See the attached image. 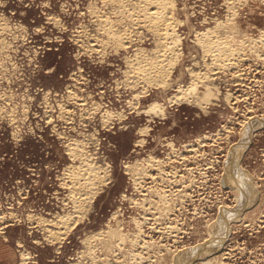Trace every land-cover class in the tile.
Wrapping results in <instances>:
<instances>
[{"label": "rangeland", "instance_id": "rangeland-1", "mask_svg": "<svg viewBox=\"0 0 264 264\" xmlns=\"http://www.w3.org/2000/svg\"><path fill=\"white\" fill-rule=\"evenodd\" d=\"M110 1L0 0V216L4 214V218L3 216L2 219L0 218V264H81V261L82 264H104L103 262L105 264H108L106 262L136 264L139 261H142V264H153V262L164 264L165 260L169 264L170 256L175 252L199 249L197 247L204 243H210L209 240L215 233L213 231L212 237H208L209 242H205L209 227L220 222L218 218L221 214L227 215L224 209H233L237 205L233 200V184L229 186L224 182L225 167L230 162L229 152L241 145L237 143L240 142L242 128L251 122H257V124L261 122V125L255 124L256 130L245 139L244 143H247V146L241 151L242 153L240 152L236 166L239 175L247 178L250 176L254 201L250 208L246 210L245 207L242 210L244 212L238 218L236 217V220L226 221L223 239L219 248L216 249V254L221 255L220 260L223 264H264V62L255 55V49L252 48V46L258 47V50L263 52L261 43L254 41V38L259 39L258 37L263 33L262 30L264 31V0H168L175 4L171 6V3H168L169 8L172 7L168 9L171 12L170 21L172 20L170 28L172 26L176 28L171 29L173 41L171 39L169 41L174 42L176 38L178 40H176L177 44L174 42V48H171L173 45L169 44L171 48L167 51L169 55L165 54L168 57L164 60L167 59L171 67L168 66L167 61L166 65L164 61H161L168 67V71L163 70L164 75L158 78L160 80L157 82H151L147 78L151 83L146 81V78H139L141 74L138 75L139 77L133 74H137L135 68L138 64L143 65V61L154 56L158 46V44L155 45V42L158 43L156 41L158 35L154 30L152 33L150 30L149 32V27L143 23L145 17L141 11L140 0H120L121 2L112 0L113 3ZM117 8L120 10L119 13H117L118 10L116 11ZM128 12L131 17L128 16ZM139 12L141 14H138ZM138 18L142 22L139 20L140 23H138L136 20ZM172 18L176 20H174L175 23ZM98 20L101 22L99 23ZM132 21L133 24H131ZM221 22L226 24L221 26ZM113 23L116 26H113ZM140 25L146 27L147 32ZM101 28L106 29L102 32ZM130 30L136 34H138L137 31H140L139 34L142 33L140 37L139 34L134 36ZM109 32H114L116 35L123 32L122 36L125 34V41L121 43L122 48L120 43L118 45L117 41L112 39V34ZM128 33L133 35L130 36ZM126 35H129L131 39H127ZM218 35L223 38L228 36V40L231 37L229 41L224 38L230 44L226 43L242 51L240 56H234L235 60L228 61L232 67L230 65L224 69L222 67L221 71L220 69L216 71L213 63L215 61L218 63L216 55L214 56L217 53L216 48H210L212 51H208L205 47L208 41L215 45L214 39ZM244 35L249 38L246 39ZM97 43L101 44L100 47L96 45ZM92 45L96 50L91 49ZM247 48L251 51L249 52ZM174 51L175 54H172ZM137 52L144 55L140 56ZM225 54L223 63L227 62L225 58H229V53ZM242 57L243 60H240ZM128 58L129 60L132 58L130 60L132 64L137 63L139 58L141 60L137 65L136 63L130 65ZM212 64L214 68L211 67ZM128 67L132 68L131 71ZM197 72L201 73V76ZM236 73L238 76H235ZM167 74H169L168 78H166ZM204 75L208 79L203 77ZM127 78H129L128 81ZM197 78L202 84L197 83ZM160 81L165 82L164 85ZM193 83H197L195 91L197 96L204 93L203 85L208 84L216 99H211L209 103H198L191 97L187 101L181 93ZM134 84H139V87ZM141 91H145L143 95L146 96H142ZM226 93L230 100L225 96ZM71 94L73 95L70 96ZM176 94L178 98L174 97ZM66 95L69 96L66 97ZM180 95L182 96L179 97ZM83 97L84 100L80 101ZM168 98L172 100L170 103ZM224 98L228 101L223 100ZM68 100L73 101L72 105L68 103ZM153 103L164 105V118L151 111L146 114ZM91 105L95 111L92 110ZM3 108L5 109L2 110ZM63 108L65 110L60 111ZM63 115L64 118L66 116L68 118L63 119ZM108 115L111 117L108 118ZM81 133H86L84 135L91 140L87 137L85 139ZM90 133H93V136ZM67 138H70L68 139L70 144ZM200 139H202L201 142ZM81 141L85 142L80 144ZM74 145L80 149L81 154ZM186 149L191 150L186 151ZM68 150L77 152L81 157L79 155L70 157L72 155ZM87 152L89 154L85 155ZM92 155L94 158L90 157ZM150 157L158 160L160 165L158 164L156 168L152 166V168L147 162ZM84 158L86 163L93 164L92 167L95 165L97 171H101L97 168L104 167L101 173L96 171L98 175L95 177L99 178V175H102L106 178L105 182H96L99 184V192L91 199V202L87 203L88 205L85 203L83 218L81 214L79 215L82 219L78 217L79 221L76 218L64 220L66 223L61 224L57 220L58 217L72 212L73 208L71 206L73 203L68 200L72 190L68 181V179L71 180L69 170L70 172L74 170ZM74 164L77 166L75 167ZM131 165H133L132 168ZM130 169L133 171L131 172ZM258 171L262 172L261 175ZM158 174L161 175L158 176ZM64 175L68 177L65 178ZM173 176L176 177L172 180ZM134 178L137 180L136 183H132L135 181L132 180ZM100 183H102L101 186ZM65 186H70L67 197L65 194L68 191ZM174 188H177V191ZM163 191H167L166 194ZM77 195L75 194L74 197L79 198ZM173 196L176 198L174 199ZM179 199L182 202H179ZM167 206H172L173 209L171 207V211H165ZM60 207L63 209L61 210ZM143 212L147 215L143 216ZM35 216L36 219H34ZM143 218L145 220H141ZM31 219L33 220L29 221ZM135 220L142 222V230L137 228ZM57 224L58 227H56ZM44 226L47 230L50 229V231L46 230L48 233ZM57 228H61L59 229L61 232ZM139 230L141 239L138 244L141 245L132 246L129 242L132 241L133 236L135 238L138 235ZM53 231H58L55 232L56 236L60 233V239H51L52 233L49 232ZM115 233L124 237V240L118 242L120 236H115ZM97 234H100V237ZM91 236L98 238L92 240ZM115 244H118V247ZM115 253L116 258L113 257ZM130 253L137 254L135 256L138 257L140 255V258H133L134 256ZM127 256L133 257L129 259Z\"/></svg>", "mask_w": 264, "mask_h": 264}, {"label": "bare ground", "instance_id": "bare-ground-1", "mask_svg": "<svg viewBox=\"0 0 264 264\" xmlns=\"http://www.w3.org/2000/svg\"><path fill=\"white\" fill-rule=\"evenodd\" d=\"M105 1V0H104ZM117 2H118V0H116ZM115 1V2H116ZM120 1V0H119ZM128 1H130V0H128ZM173 1V0H172ZM172 1L170 2H168V0H140V3H141V11H142V13L144 14V19H143V23H145L148 27H149V29H148V31L150 30L151 31V33H152V30H154L155 32H156V34L158 35V40H156V41H158V43H156L155 42V45L156 44H158V46L156 47L157 49H156V51L155 50H153V51H155V53H154V56H153V54H152V58H150L149 57V59L147 58V57H145V58H147L146 59V61H143L144 63H143V65L142 64H138L137 65V63L139 62V60H141L140 58H139V60H138V62L135 64V63H133V64H135V65H137V67L135 68L136 69V71H137V74H133V75H137V77H139L138 75L139 74H141L140 76L141 77H139V78H146L145 80L147 81L148 79L149 80H151V82L152 81H159L160 79H158V78H160L162 75H164L163 74V70H167V66H165L166 65V61H167V59L166 60H164L165 58H167L166 57V55L168 54L167 53V51L169 50V49H171L172 47L174 48V46H175V44H177V42H176V40H178L177 38L176 39H174V42H176L175 44H174V42H172L173 41V37H172V34H173V32H171V29L172 30H175L176 28H173L174 26H172V28H170L171 27V21H170V17H171V12H169L168 11V9H171V8H169L170 6H168L169 4L168 3H171V6H172V4H174V3H172ZM103 2V1H102ZM110 2H112V0L110 1ZM114 2V1H113ZM112 2V3H113ZM121 2V1H120ZM110 4V3H109ZM119 4H121V3H119ZM113 5V4H112ZM118 5V4H117ZM175 5V4H174ZM115 7H116V5H115ZM119 7V6H118ZM121 7V6H120ZM122 8V7H121ZM140 9V8H139ZM118 10V8L116 9V11ZM115 11V12H116ZM120 12V10H118V12L117 13H119ZM124 12V11H123ZM173 12V11H172ZM93 13V12H92ZM96 13V12H95ZM94 13V16L97 14H95ZM129 14H128V16H130L131 14H130V12H128ZM264 13V12H263ZM138 14H141V12H139ZM137 14V15H138ZM173 14V13H172ZM169 15H170V17H169ZM173 16V15H172ZM96 17V16H95ZM97 17H98V15H97ZM131 17V16H130ZM135 17H136V15H135ZM139 17V16H138ZM140 18V17H139ZM136 19V20H138L137 22L138 23H140V21H141V19ZM52 19V18H51ZM55 19V18H54ZM58 19V18H57ZM98 19V18H97ZM103 19V18H102ZM105 19V18H104ZM135 19V18H134ZM173 19V18H172ZM95 20V19H94ZM100 20H101V18H100ZM100 20H98L99 21V23L101 22ZM106 20V19H105ZM104 20V21H105ZM108 20V19H107ZM140 20V21H139ZM175 19H173V22L175 23V21H174ZM230 20V19H229ZM135 21V20H134ZM50 22V21H49ZM108 22H111V21H109L108 20ZM142 22V21H141ZM232 22V21H231ZM231 22H229V24L231 23ZM99 23L97 22V24H98V26H100L99 25ZM104 23V22H103ZM103 23H101L102 25H103ZM105 23H107V22H105ZM112 23V22H111ZM177 23H178V21H177ZM54 24V23H53ZM131 24H133V21L131 22ZM226 23H222L221 22V26H223V25H225ZM138 25V24H137ZM136 25V26H137ZM145 25V26H146ZM173 25V24H172ZM175 25V24H174ZM233 25V24H232ZM112 26V25H111ZM113 26H116V25H114V23H113ZM112 26V27H113ZM136 26H135V28H136ZM140 26H142V25H140ZM102 27V26H101ZM103 27H104V25H103ZM106 27V26H105ZM111 27V28H112ZM139 27V26H138ZM175 27H176V25H175ZM234 27H235V25H234ZM254 27V26H253ZM99 28V27H98ZM110 28V27H109ZM142 28L144 29V30H146V32H147V29H146V27H144V26H142ZM2 29H4V28H2ZM6 29V28H5ZM103 29H106V28H103ZM103 29L101 28V30H102V32H103ZM133 29H134V27H133ZM234 29V28H233ZM232 29V30H233ZM99 30H100V28H99ZM112 30H113V28H112ZM105 31V30H104ZM106 31H108V29L106 30ZM115 31V30H114ZM127 31H128V29H127ZM137 31V30H136ZM149 31V32H150ZM259 31V30H258ZM124 32V31H123ZM122 32V33H123ZM129 32V31H128ZM138 32V34H139V32L140 31H137ZM154 32V33H155ZM260 32V31H259ZM262 34H261V36L260 37H258L259 39H255L254 38V41H258V42H260L261 43V45H262V51L263 52H261L260 50H258V47H253L252 46V48H254L255 50V55H257V57H259L260 59H262L263 60V62H264V31L262 30ZM77 33V32H76ZM82 33V32H81ZM105 33V32H104ZM110 33V32H109ZM122 33L121 34H118V35H116V33H110V34H112L111 35V37H112V39H114L115 41H117V44L118 43H120V45H121V43H123V41H125L124 40V35L122 36ZM125 33H127V32H125ZM130 33H133L134 34V36L136 35H138V34H136V33H134L133 31L131 32V30H130ZM130 33H128L130 36L131 35H133V34H130ZM142 33V32H141ZM140 33V34H141ZM144 33V32H143ZM176 33V32H175ZM207 33V32H206ZM80 34V33H79ZM79 34H78V37H79ZM106 34V33H105ZM108 34V33H107ZM140 34H139V37H140ZM156 34H155V36H156ZM129 35L127 36L126 35V37H127V39L129 38ZM214 36L215 35H217V34H213ZM243 35V34H242ZM256 35V34H255ZM82 36V35H81ZM91 36H92V34H91ZM108 36H109V34H108ZM178 36V35H177ZM206 36H208V35H206ZM205 36V37H206ZM210 36V35H209ZM94 37V39L96 38L95 36H93ZM110 37V36H109ZM108 37V38H109ZM138 37V38H139ZM244 37H245V35H244ZM257 37V36H256ZM82 38H84L83 36H82ZM137 38V37H136ZM142 38V37H141ZM202 38V37H201ZM208 38H211V37H208ZM225 38V37H224ZM223 37H221L220 35H218L217 37H216V39H214V43H215V45H212V44H210V43H212L211 41H208L207 43V45L205 46L206 47V50H208V51H212L210 48H216L215 49V51L217 52H215L216 54H214V56L216 55V59H217V61H218V63H215V62H213L214 63V65L216 66V71H218L217 69H222V67H223V69H224V67H227V66H229L230 65V63L228 62V61H230V59H231V61L232 60H235L236 59V57L237 56H240V52H242V51H239V50H236L235 48H232V44L231 45H228L227 43H229V42H227L226 40H228L227 38H228V36L224 39ZM231 38V37H230ZM230 38H229V40H230ZM246 38V37H245ZM247 38H249V37H247ZM246 38V39H247ZM79 39V38H78ZM87 39V38H86ZM90 39H92V38H90ZM110 39V38H109ZM111 39V40H112ZM126 39V42L128 41ZM129 39H131V38H129ZM157 39V38H156ZM172 40V41H169V40ZM212 39V38H211ZM232 39V38H231ZM251 39H253L252 38V36H251ZM76 40V39H75ZM96 40H97V38H96ZM133 40V39H132ZM139 40H140V38H139ZM155 40V39H154ZM228 40V41H229ZM79 41H80V39H79ZM85 41H87V40H85ZM92 41V40H91ZM90 41V42H91ZM94 41V40H93ZM109 41V40H108ZM107 41V42H108ZM113 41V40H112ZM130 41V40H129ZM169 41V42H168ZM199 41V40H198ZM206 41H207V37H206ZM246 41V40H245ZM249 41V40H248ZM98 42V41H97ZM110 42V41H109ZM133 42V41H132ZM137 42V41H136ZM139 42H141V41H139ZM227 42V43H226ZM247 42V41H246ZM252 43H253V41H251ZM257 42V43H258ZM91 43H93V42H91ZM95 43V42H94ZM93 43V44H94ZM101 43V42H100ZM99 43V45H101V44H103L104 45V43L102 42L101 44ZM105 43H106V40H105ZM114 43V42H113ZM129 43H131V42H129ZM134 43V42H133ZM178 43H179V41H178ZM251 43V44H252ZM255 43V42H254ZM7 44V43H6ZM79 44H80V42H79ZM132 44V43H131ZM169 44H172L173 46H171V48H170V46H169ZM230 44V43H229ZM256 44V43H255ZM8 45V44H7ZM6 45V46H7ZM10 45V44H9ZM81 45V44H80ZM84 45V44H83ZM82 45V46H83ZM91 45V44H90ZM89 45V46H90ZM97 46H99L98 45V43L96 44ZM106 46H108L107 44H105ZM119 45V44H118ZM155 45H154V47H155ZM243 45V44H242ZM248 45H250V44H248ZM5 46V45H4ZM85 46V45H84ZM88 46V47H89ZM105 46V47H106ZM113 46V45H112ZM131 46V45H130ZM133 46V45H132ZM238 46V45H237ZM241 46V45H240ZM87 47V46H86ZM100 47V46H99ZM118 47V46H117ZM124 47V46H123ZM126 47H128V46H126ZM204 47V46H203ZM236 47V46H235ZM242 47V46H241ZM246 47V46H245ZM121 48H122V45H121ZM81 49V48H80ZM83 49H84V47H83ZM89 49V48H88ZM91 49H94L93 48V45H92V48ZM119 49H120V46H119ZM94 50H96V49H94ZM116 50V49H115ZM175 50V49H174ZM180 50V49H179ZM241 50V49H240ZM247 50H249L248 48H247ZM247 50H244V51H247ZM84 51V50H83ZM98 51V50H97ZM143 51V50H142ZM171 51V50H170ZM229 51V52H228ZM251 50H249V52H250ZM91 52V51H90ZM93 52V51H92ZM179 52V51H178ZM177 52V53H178ZM226 52H228L229 53V58L228 59H226L225 58V60L227 61V62H225V63H223V57H226V56H223ZM167 53V54H166ZM171 53V52H170ZM211 53V52H210ZM228 53H226V54H228ZM136 54V53H135ZM137 54H140L139 52H137ZM143 54V53H142ZM142 54H140V56H142ZM166 54V55H165ZM172 54H175V51L172 53ZM180 54V53H179ZM225 54V55H226ZM144 55V54H143ZM169 55V54H168ZM178 55V54H177ZM181 55V54H180ZM242 55V54H241ZM250 54H248V56H249ZM253 55V54H252ZM139 56V57H140ZM175 56V55H174ZM173 56V57H174ZM214 56H212V57H214ZM234 56H236V57H234ZM172 57V58H173ZM137 59H138V56L136 57ZM169 58H171V56L169 57ZM168 58V60H172V59H169ZM175 59H177V57H174ZM174 58H173V60H174ZM215 58H214V60H215ZM135 59V58H134ZM133 59V60H134ZM238 59V58H237ZM243 60V57L242 58H240V60ZM128 60H129V58H128ZM130 60H132V58L130 59ZM130 60L128 61V62H130ZM136 60V59H135ZM134 60V61H135ZM143 60V59H142ZM172 60V61H173ZM212 60V59H211ZM239 60V59H238ZM238 60H237V62H238ZM248 60V59H247ZM161 61H164L165 63V65L161 62ZM128 62L126 61V64H128ZM212 62V61H211ZM211 62H210V64H211ZM244 62H246V61H244ZM140 63V62H139ZM162 63V64H161ZM167 63H168V66L169 67H171L170 65H169V62L167 61ZM173 63H175V61H173ZM232 63H236V62H232ZM239 63V62H238ZM130 65L132 64L131 62L129 63ZM132 64V65H133ZM171 65H173L172 63H170ZM209 65V64H208ZM213 64H212V66L211 67H213L214 66ZM232 65V64H231ZM230 65V66H231ZM210 66V65H209ZM236 66H237V64H236ZM259 66V65H258ZM262 66V65H261ZM260 66V67H261ZM232 67V66H231ZM214 68V67H213ZM212 68V69H213ZM264 68V67H263ZM128 69H129V67H128ZM132 69V68H131ZM131 69H129L130 71H131ZM134 69V68H133ZM221 69H220V71H221ZM222 69V70H223ZM227 69V68H226ZM252 69V68H251ZM250 69V70H251ZM257 70H258V68H257ZM130 71H129V73H130ZM132 71H134V70H132ZM168 71V70H167ZM170 71V70H169ZM226 71H228V70H226ZM232 71H233V69H232ZM212 72H214V71H212ZM223 72V71H222ZM221 72V73H222ZM249 72V71H248ZM247 72V73H248ZM131 73H134V72H131ZM164 73H166V71H164ZM168 73V72H167ZM171 73V72H170ZM197 73H199V72H197ZM197 73H195V74H197ZM228 73H230V72H228ZM240 75H241V73L240 72H238ZM238 73H236V75L235 76H238ZM253 73V72H252ZM264 73V72H263ZM74 74V73H73ZM77 75H78V73H76ZM128 74V73H127ZM126 74V75H127ZM194 74V73H193ZM192 74V75H193ZM204 74V73H203ZM223 74V73H222ZM244 74V73H243ZM130 75H132V74H130ZM168 75L169 74H167V77L166 78H168ZM199 76H201V73H199L198 74ZM197 75V76H198ZM206 75V74H205ZM203 76V77H206V76H208V75H206V76ZM226 75V74H225ZM229 75V74H228ZM147 76V77H146ZM195 76V75H194ZM198 76V77H199ZM234 76V75H233ZM10 77V76H9ZM76 77V76H75ZM82 77V76H81ZM212 76H210V78H211ZM215 77V76H214ZM216 77H218V76H216ZM148 78V79H147ZM162 78V77H161ZM163 78H165V77H163ZM207 78V77H206ZM213 78V77H212ZM242 78V77H241ZM73 79V78H72ZM78 79V78H77ZM82 79H84V78H82ZM128 79L129 78H127V81H128ZM196 79V78H195ZM194 79V80H195ZM205 79V78H204ZM208 79V78H207ZM74 80H76V79H74ZM81 80V79H80ZM135 80H136V78H135ZM135 80H133V82L135 81ZM148 80V81H149ZM165 80V79H164ZM210 80V79H209ZM239 80H240V77H239ZM245 80V79H244ZM130 81V80H129ZM132 81V80H131ZM140 81H142L141 79H140ZM161 81H163V80H161ZM160 81V82H161ZM196 81H198V78H197V80ZM203 81V80H202ZM228 81V80H227ZM254 81H256V80H254ZM76 82V81H75ZM135 82H137V81H135ZM144 82V81H143ZM150 82V81H149ZM149 82H147V83H149ZM150 82V83H151ZM193 82V81H192ZM200 81H198L197 83H199ZM242 82V81H241ZM84 83V82H83ZM145 83V82H144ZM161 83H163V85H164V83L165 82H161ZM197 83H193L190 87L187 85V87H189V88H187V89H185V91H184V89H183V91H182V95H183V97L187 100V101H189L190 99L189 98H195V100H197L198 101V103H209V101H211V99H216V97H215V94H213L212 92H211V90H210V88H209V86H208V84H204L203 86H204V88H205V91H203L202 93V95L201 96H197L196 95V87H197ZM201 83V82H200ZM233 83V82H232ZM235 83V82H234ZM250 83V82H249ZM248 83V84H249ZM75 84V83H74ZM202 84V83H201ZM200 84V85H201ZM239 84H240V82H239ZM251 84V83H250ZM131 85V84H130ZM134 85H136V84H134ZM146 85V84H145ZM148 85V84H147ZM162 85V86H163ZM190 85V84H189ZM136 86H138L139 87V84L138 85H136ZM141 86V85H140ZM222 86V85H221ZM240 86H242V84H240ZM244 86V85H243ZM69 87V86H68ZM68 87H67V89H68ZM80 87V86H79ZM130 87H132V86H130ZM144 87V86H143ZM180 87V86H179ZM77 88H78V86H77ZM128 88V87H127ZM215 88V87H214ZM213 88V89H214ZM245 88H246V86H245ZM129 89V88H128ZM131 89V88H130ZM132 89H133V87H132ZM137 89V88H136ZM182 89V88H181ZM181 89H179V90H181ZM242 89V88H241ZM71 90V89H70ZM135 90V89H134ZM143 90H145V88H143ZM215 90V89H214ZM239 90V89H238ZM77 91V90H76ZM147 91V90H146ZM216 91V90H215ZM67 92V91H66ZM71 93H72V91H70ZM142 92V91H141ZM143 92H145V91H143ZM143 92H142V96H144L143 95ZM180 92V91H179ZM68 93V92H67ZM77 93V92H76ZM48 94V93H47ZM75 94V93H74ZM180 94V93H179ZM216 94H217V92H216ZM227 94L228 93H226V97L229 99V96H227ZM231 94V93H230ZM73 94H71L70 96H72ZM76 95V94H75ZM81 95V94H80ZM137 95V94H136ZM139 95V94H138ZM182 95H180L179 97H181ZM238 95V94H237ZM237 95H235V96H237ZM69 96V95H68ZM67 95H66V97H68ZM83 96V95H82ZM135 96V95H134ZM146 96V95H145ZM239 96V95H238ZM9 97V96H8ZM12 97V96H11ZM47 97V96H46ZM45 97V98H46ZM78 97V96H77ZM136 97H138V96H136ZM174 97H177V94H176V96H174ZM225 97V98H226ZM45 98H44V100H45ZM79 98H80V96H79ZM78 98V99H79ZM86 98V97H85ZM87 98H88V96H87ZM90 98V97H89ZM135 98V97H134ZM141 98V97H140ZM170 98H172V97H170ZM170 98H168V100H169V103H170V101H172ZM178 98V97H177ZM183 98V99H184ZM223 99V100H226V101H228L227 99ZM231 98V97H230ZM237 98V97H236ZM246 98V97H245ZM48 99V98H47ZM68 99V98H67ZM70 99V98H69ZM77 99V100H78ZM93 99V98H92ZM135 99H137V98H135ZM174 99V98H173ZM182 99V98H181ZM77 100H75L76 102H77ZM81 100H84V97H83V99L81 98L80 99V101ZM88 100V99H87ZM91 100V99H90ZM230 100V99H229ZM67 101V100H66ZM70 100H68V103H72V102H69ZM75 102V103H76ZM84 102V101H83ZM131 102V101H130ZM178 102V101H177ZM237 102H238V100H237ZM95 103H96V101H95ZM134 103V102H133ZM137 103V102H136ZM136 103H135V105H136ZM179 103V102H178ZM236 103V102H235ZM47 104V103H46ZM61 104H63V103H61ZM60 104V105H61ZM66 104V103H65ZM76 104H78L79 105V103H76ZM129 104V103H128ZM138 104V103H137ZM176 104V103H175ZM72 105V104H71ZM83 105H85V104H83ZM89 105V104H88ZM93 105H94V103H93ZM130 105H131V103H130ZM74 106V105H73ZM80 106H82V104L80 105ZM92 106V105H91ZM97 106H98V104H97ZM96 106V107H97ZM137 106V105H136ZM51 107H53V105H51ZM63 107H64V105H63ZM65 107H67V106H65ZM75 107V106H74ZM90 107V106H89ZM93 107V106H92ZM100 107H101V105H100ZM130 107V106H129ZM46 108V107H45ZM62 108V107H61ZM71 108V107H70ZM80 108H82V107H80ZM85 108V107H84ZM88 108V107H87ZM99 108V107H98ZM131 108H132V105H131ZM5 108H3L2 110H4ZM50 109V108H49ZM59 109H60V107H59ZM73 109V108H72ZM71 109V110H72ZM135 109V108H134ZM1 110V109H0ZM46 110V109H45ZM52 110V109H51ZM65 109L63 108V110H60V111H64ZM70 110V111H71ZM77 110V109H76ZM80 109H78V111H79ZM83 110H86L87 111V109H83ZM93 111H95L94 110V107H93V109H92ZM99 110H100V108H99ZM133 110V109H132ZM145 110V109H144ZM143 110V111H144ZM52 111H54V110H52ZM68 111V110H67ZM74 111V110H73ZM90 111V110H89ZM106 111V110H105ZM134 111V110H133ZM153 112L154 114H156V115H161L162 116V118H164V116H165V107H164V105H160L159 103L157 104V103H153L152 105H150L149 106V108H148V110L146 111V114H148L147 112ZM2 112V111H1ZM6 112H8V111H6ZM49 112V111H48ZM51 112V111H50ZM84 112V111H83ZM82 112V113H83ZM92 112V111H91ZM109 112V111H108ZM107 112V113H108ZM150 112V113H151ZM52 113V112H51ZM54 113V112H53ZM58 113H59V111H58ZM62 113V112H61ZM60 113V114H61ZM67 113V112H66ZM65 113V114H66ZM71 113H73V112H71ZM88 113H90V112H88ZM106 113V112H105ZM106 113V114H107ZM2 114V113H1ZM8 114V113H7ZM13 114H14V112H13ZM49 114V113H48ZM63 114V113H62ZM79 115H80V113H78ZM93 114V113H92ZM97 114H98V112H97ZM138 114H139V112H138ZM43 115H44V112H43ZM46 115V114H45ZM51 115V114H50ZM58 116H59V114H57ZM84 115H85V113H84ZM90 115V114H89ZM94 115V114H93ZM110 115L112 116V114L110 113ZM110 115H108V118H109V116ZM114 115V114H113ZM153 115V114H152ZM155 115V116H156ZM14 116V115H13ZM49 116V115H48ZM81 116V115H80ZM79 116V117H80ZM105 116V115H104ZM103 116V117H104ZM110 116V117H111ZM60 117V116H59ZM77 117V116H76ZM85 117H87V116H85ZM91 117H93V116H91ZM102 117V118H103ZM120 117V116H119ZM118 117V118H119ZM146 117H148V116H146ZM16 118V117H15ZM15 118H13V119H15ZM48 118H50V117H48ZM62 118V117H61ZM66 118H68L67 116L64 118V115H63V119H66ZM84 118V117H83ZM101 118V119H102ZM107 118V117H106ZM112 118H114V116L112 117ZM150 118V117H149ZM8 119V118H7ZM60 119V118H59ZM80 119H81V117H80ZM88 119V118H87ZM121 119V118H120ZM51 120V119H50ZM61 120V119H60ZM59 120V121H60ZM72 120V119H71ZM79 120V119H78ZM93 120H94V118H93ZM104 120V119H103ZM110 120V119H109ZM113 120V119H112ZM152 120V119H151ZM24 121V120H23ZM65 121H67V120H65ZM73 121V120H72ZM91 121V120H90ZM101 121V120H100ZM105 121V123H106V120H104ZM147 121H149V120H147ZM17 122H18V120H17ZM51 122V121H50ZM76 122H78V121H76ZM79 122H81L80 120H79ZM102 122V121H101ZM14 123H15V120H14ZM24 123V122H23ZM82 123H85V122H82ZM104 123V122H103ZM104 123V124H105ZM111 123V122H110ZM113 123V122H112ZM261 122H259V124H257V122H251V123H248L249 125H246V126H244L243 128H242V131H241V133H240V135H241V138H239V140H240V142L239 143H237V145H239V144H241L240 146H236L237 148L235 149V147H234V149L233 150H231V152H229V160H230V162H229V164L225 167V173H226V175H225V180H224V182L225 183H227V185H232L233 184V188H234V201L236 202V207L235 208H228V209H224L226 212H227V215H225V214H221V216L218 218L219 219V223H214L213 224V226L211 227H209L210 229H209V234H208V236H207V238H205V242H207L208 241V237L209 236H211L212 237V232L214 231V235H213V237H212V239L210 238V243H208V244H206V243H204V245H202V246H199V247H197V248H199V249H194V250H190V251H187L186 252V250H184V251H178V252H175L172 256H170L171 258H170V262H169V264H223L222 263V261L220 260L221 259V255H219V254H216V252H217V250L216 249H218L219 248V246H220V244H221V242H222V239H223V235H224V230H225V228H224V225L226 224V221H228V220H236L235 218L237 217H239V215L242 213V212H244V211H242L243 209H245V207H246V210H247V208L249 207V206H251L252 205V202L254 201V198H253V195H252V190H251V186H252V184H251V182H250V176H248L249 178H247V177H245L244 175H239L238 173H239V171L237 170V166H236V160L238 159V157H239V154H240V152L244 149V147H246L247 145V143H244V142H246L245 141V139L247 138V136H249V134L252 132V131H254V130H256V125H258V126H260L261 124H260ZM11 124V123H10ZM20 124V123H19ZM67 124V123H66ZM69 124V123H68ZM81 124V123H80ZM104 124H102L103 126H104ZM114 124V123H113ZM256 124V125H255ZM21 125L23 126V124L21 123ZM50 125V124H49ZM63 125H64V123H63ZM92 125V124H91ZM76 126V125H75ZM84 126V125H83ZM18 127V126H17ZM77 127V126H76ZM85 127H86V125H85ZM12 128H14L13 126H12ZM21 128V127H20ZM23 128V127H22ZM64 128V127H63ZM72 128V127H71ZM74 128V127H73ZM72 128V129H73ZM83 128V127H82ZM101 128H102V126H101ZM104 128V127H103ZM106 128V127H105ZM111 128V126L109 127V129ZM147 128V127H146ZM70 129V128H69ZM69 129H67V130H69ZM71 129V130H72ZM76 129V128H75ZM77 129H79V128H77ZM81 129V128H80ZM96 130V129H95ZM142 130V129H141ZM140 130V131H141ZM70 131V130H69ZM143 131H146V130H143ZM17 132V131H16ZM77 132H79V131H77ZM95 132V131H94ZM147 132V131H146ZM18 133V132H17ZM59 133V132H58ZM62 133V132H61ZM65 133V132H64ZM96 133H97V131H96ZM75 134H77V133H75ZM79 134V133H78ZM84 134H86V133H84ZM84 134H82L81 133V135H84ZM93 133H90V135L91 136H93L92 135ZM98 134V133H97ZM63 135V134H62ZM65 136V135H64ZM69 136V135H68ZM71 136V135H70ZM73 136V135H72ZM141 136H143V135H141ZM215 136H216V134H215ZM66 137V136H65ZM79 137V136H78ZM83 137V136H82ZM85 137H87L88 138V136H85L84 135V138ZM90 137V136H89ZM207 137V136H206ZM83 138V139H84ZM204 138V137H203ZM215 138V137H214ZM68 139L70 140V138H67V142H69L68 141ZM73 139V138H72ZM86 139V138H85ZM89 139V138H88ZM93 139V138H92ZM206 139V138H205ZM204 139V140H205ZM209 139V138H208ZM63 140V139H62ZM89 140H91V138L89 139ZM96 140V139H95ZM94 140V141H95ZM140 140H143V139H140ZM139 140V141H140ZM201 140L202 139H200V142H201ZM214 140V139H213ZM238 140V141H239ZM72 141V140H71ZM75 141V140H74ZM74 141H73V143H74ZM78 141V140H77ZM80 141V140H79ZM94 141H92V142H94ZM63 142V141H62ZM66 142V141H65ZM66 142V143H67ZM82 142H85V141H81V143L80 144H82ZM91 142V144H93ZM96 142V141H95ZM140 142H142V141H140ZM143 142H145L144 140H143ZM65 143V144H66ZM138 143V142H137ZM64 144V143H63ZM64 144V145H65ZM69 144H70V142H69ZM68 143H67V145H69ZM87 144V143H86ZM98 144V143H97ZM96 144V145H97ZM202 144H203V142H202ZM205 144V143H204ZM63 145V146H64ZM73 145V144H72ZM76 145H78V143L76 144ZM137 145V144H136ZM201 145V144H200ZM80 146V145H79ZM138 146V145H137ZM141 146V145H140ZM68 146H66V148H67ZM80 147H82V146H80ZM87 147H89V146H87ZM69 148H70V146H69ZM74 148H77V147H75V145H74ZM68 149V148H67ZM192 149V148H191ZM191 149H186V151L188 150H191ZM195 149V148H194ZM74 150H76V149H74ZM77 150H78V153H80L79 152V150L80 149H78L77 148ZM76 150V151H77ZM83 150V148L81 149V151ZM87 150V149H86ZM85 150V151H86ZM196 150V149H195ZM69 151V150H68ZM183 151V150H182ZM67 152V151H66ZM69 152H71V155L72 156H70V157H73V156H77L78 157V155L79 154H77V152H75V151H73V150H70ZM83 152V151H82ZM195 152V151H194ZM93 153V152H92ZM242 153V152H241ZM81 154V153H80ZM84 154V153H83ZM83 154H82V157H83ZM86 154H89L88 152L87 153H85V155ZM70 155V154H69ZM84 155V156H85ZM79 157H81L80 155H79ZM90 157H92V158H94L93 157V155L92 156H90ZM68 158H69V156H68ZM75 158V157H74ZM73 158V159H74ZM86 158V157H85ZM83 159L82 160V162L80 163V159H79V166H77V165H75V169L73 170L72 168V170H71V172H70V170H69V178L71 179V180H69L68 179V181H69V183H70V188H72V190H71V192L70 191H68V189H69V187H67V186H65V187H67V191H68V193L67 194H65L66 196L65 197H67V195L69 194V192L71 193L68 197V200H70L73 204L71 205L73 208H72V212H67V213H65L64 215H61V216H59L58 217V221L61 223V224H65L66 222L64 221V220H75V218H76V220L78 219V221H79V218H81V217H79V215L81 214V216L83 215L82 213H83V210H84V212H85V207H86V204L87 203H89V201L91 202V199H93V197L99 192V184H96V182H98V181H100V182H105V179L106 178H103V176L102 175H99V178L98 177H95V175L97 176L98 174H96L97 172L99 173H101V171H103V169H104V167H102V168H97L98 170H100L101 169V171H97L96 170V167H92V165H89V163L87 162L86 163V159ZM181 158V157H180ZM183 158V157H182ZM87 160L89 161V157L87 156ZM73 161V160H72ZM74 162H75V160H74ZM147 162L149 163V165L152 167H154V168H156L157 166H158V164H159V161L158 160H155L154 159V157L152 158V157H150L149 158V160L147 159ZM152 162V163H151ZM155 162H157V164L155 163ZM76 163V162H75ZM148 163L146 164L147 165V168H148ZM71 163H69V165H70ZM78 164V163H77ZM83 164V165H82ZM134 164V163H133ZM98 165V164H97ZM126 165V164H125ZM135 165V164H134ZM160 165V164H159ZM73 167V166H72ZM133 167V165H131V168ZM152 167V168H153ZM184 167V166H183ZM74 168V167H73ZM135 168H137V167H135ZM173 168V167H172ZM186 168V167H185ZM158 169V168H157ZM66 170H68V169H66ZM131 170V169H130ZM163 170H164V168H163ZM178 170V169H177ZM97 171V172H96ZM133 170H131V172H132ZM160 171V170H159ZM170 171V170H169ZM173 171V170H172ZM63 172V171H62ZM107 172V171H106ZM130 172V171H129ZM130 172V173H131ZM149 172V171H148ZM171 172V171H170ZM178 172V171H177ZM259 172V171H258ZM64 173V172H63ZM103 173H105V172H103ZM102 173V174H103ZM163 173H164V171H163ZM166 173V172H165ZM169 173V172H168ZM176 173V172H175ZM179 173V172H178ZM260 173V172H259ZM262 173V172H261ZM261 173L259 174V175H261ZM64 174H66V173H64ZM143 174V173H142ZM146 174V173H145ZM144 174V175H145ZM151 174V173H150ZM161 174H162V172H161ZM161 174H158V176L159 175H161ZM62 175V174H61ZM171 175V174H170ZM169 175V176H170ZM189 175V174H188ZM195 175V174H194ZM65 176V175H64ZM67 176V175H66ZM66 176H65V178H66ZM102 176V177H101ZM146 176V175H145ZM156 176V175H155ZM172 176V175H171ZM176 176H177V174H176ZM176 176H173L172 177V180H173V178L174 177H176ZM181 176V175H180ZM179 176V177H180ZM59 177V176H58ZM61 177V176H60ZM68 177V176H67ZM104 177H106V175H104ZM135 177V176H134ZM150 177V176H149ZM152 177V176H151ZM252 177V176H251ZM64 178V177H63ZM62 178V179H63ZM135 178H137V177H135ZM135 178L134 179H132L133 181L135 180ZM139 178V177H138ZM143 178V177H142ZM166 178V177H165ZM164 178V179H165ZM60 179V178H59ZM131 179V178H130ZM140 179V178H139ZM170 179V178H169ZM179 179V178H178ZM177 179V180H178ZM181 179V178H180ZM203 179V178H202ZM252 179V178H251ZM163 180V179H162ZM166 180V179H165ZM171 180V181H172ZM176 180V179H175ZM62 181V180H61ZM66 181V180H65ZM72 183H71V182ZM136 181L137 180H135L134 182H132V183H136ZM142 181L144 182V180L142 179ZM142 181H140V182H142ZM179 181H181V180H179ZM253 181V180H252ZM155 182V181H154ZM168 182H169V180H168ZM62 183V182H61ZM65 183V182H64ZM67 183V182H66ZM68 183V184H69ZM102 183H100V186H101V184ZM137 183H139V182H137ZM171 183V182H170ZM181 183V182H180ZM179 183V184H180ZM191 183V182H190ZM229 183V184H228ZM231 183V184H230ZM60 184V183H59ZM158 184H159V182H158ZM164 184H165V182H164ZM176 184V183H175ZM178 184V183H177ZM66 185V184H65ZM104 185V184H103ZM106 185V184H105ZM104 185V186H105ZM143 184H141V186H142ZM167 185V184H166ZM166 185H165V187H166ZM226 185V184H225ZM134 186V188H135V185H133ZM159 186V185H158ZM180 186V185H179ZM182 186V185H181ZM186 186V185H185ZM62 187V186H61ZM64 187V188H65ZM140 187V186H139ZM161 187V186H160ZM177 187V186H176ZM60 188V187H59ZM138 188V187H137ZM158 188V187H157ZM194 188V187H193ZM66 189V188H65ZM139 189V188H138ZM174 189H176V191H177V188H174ZM173 189V190H174ZM183 189V188H182ZM191 189V188H190ZM227 189V188H226ZM229 189V188H228ZM137 190V189H136ZM161 190V189H160ZM164 190H168V189H164ZM172 190V191H173ZM230 190V189H229ZM63 191V190H62ZM175 191V192H176ZM192 191V190H191ZM64 192V191H63ZM138 192H139V190H138ZM137 192V193H138ZM143 192V191H142ZM157 192V191H156ZM164 193L165 192H167V191H163ZM61 193V192H60ZM153 193H155V192H153ZM158 193V192H157ZM163 193V194H164ZM174 193V192H173ZM203 193V192H202ZM77 195V196H79V198H77V197H74V195ZM166 194V193H165ZM178 194V193H177ZM180 194V193H179ZM182 194V193H181ZM187 194V193H186ZM56 195V194H55ZM168 195V194H167ZM171 195V194H170ZM185 195V194H184ZM177 196V195H176ZM186 196V195H185ZM151 197V196H150ZM149 197V198H150ZM167 197V196H166ZM174 197V196H173ZM62 198V197H61ZM60 198V199H61ZM155 198V197H154ZM176 197H174V199H175ZM178 198V197H177ZM55 199H56V197H55ZM58 199V198H57ZM151 199V198H150ZM163 199V198H162ZM181 199V198H180ZM179 199V202L181 201ZM88 200V201H87ZM134 200H137L136 198H134ZM156 200V199H155ZM161 200V199H160ZM165 200V199H164ZM173 200V199H172ZM70 201H67V202H70ZM169 201V200H168ZM134 202V201H133ZM132 202V203H133ZM171 202V201H170ZM169 202V203H170ZM182 202V201H181ZM183 202H185V200L183 201ZM231 202H232V200H231ZM86 203V204H85ZM174 203V202H173ZM20 204V203H19ZM63 204H65V202L63 203ZM71 204V203H70ZM136 204H138L137 202H136ZM180 204V203H179ZM61 205V204H60ZM88 205V204H87ZM139 205H141V204H139ZM169 205V204H168ZM184 205V204H183ZM182 205V206H183ZM224 205V204H223ZM63 206V205H62ZM68 206V205H67ZM85 206V207H84ZM134 206H135V204H134ZM145 206H146V204H145ZM174 207L176 206V205H173ZM88 207V206H87ZM136 207V206H135ZM138 207V206H137ZM143 207V206H142ZM147 207V206H146ZM163 207V206H162ZM172 207V206H171ZM171 207H169V206H167L166 207V210L165 211H171V209H173V207L171 208ZM171 208V209H170ZM250 208V207H249ZM60 209H61V207H60ZM63 209V208H62ZM61 209V210H62ZM65 209V208H64ZM88 209V208H87ZM137 209V208H136ZM150 209V208H149ZM162 209V208H161ZM178 209V208H177ZM193 209H195V208H193ZM66 210H68V209H66ZM151 210V209H150ZM159 210V209H158ZM163 210H164V208H163ZM147 211V210H146ZM152 211V210H151ZM179 211H180V209H179ZM249 211H250V209H249ZM4 212V211H3ZM3 212H1V213H3ZM56 212V211H55ZM54 212V213H55ZM6 213V212H5ZM13 213V212H12ZM121 213V212H120ZM162 213V212H161ZM32 214V213H31ZM48 214V213H47ZM145 213L143 212V216H146V215H144ZM167 214V213H166ZM165 214V215H166ZM173 214V213H172ZM250 214V213H249ZM12 215V214H11ZM21 215V214H20ZM34 215H36L35 213H34ZM121 215V214H120ZM244 215H246V214H244ZM2 216H3V218H4V214H2ZM2 216H0V218L2 217ZM6 216H7V214H6ZM46 216V215H45ZM53 216H54V214H53ZM113 216V215H112ZM140 216H142V215H140ZM159 216H160V214H159ZM170 216V215H169ZM10 217V216H9ZM38 217V216H37ZM39 217H40V215H39ZM79 217V218H78ZM148 217V216H147ZM155 217V216H154ZM166 217H168V215L166 216ZM177 217V216H176ZM6 219H8L7 217H5ZM50 218V217H49ZM48 218V219H49ZM53 218V217H52ZM82 218H83V216H82ZM81 218V219H82ZM114 219H115V216L113 217ZM112 218V219H113ZM151 218V217H150ZM153 218V217H152ZM243 218V217H242ZM2 219V218H1ZM29 219V218H28ZM34 219H36V216H35V218ZM40 219V218H39ZM44 219V218H43ZM48 219H47V221H48ZM85 219V218H84ZM149 219V218H148ZM9 220V219H8ZM7 220V221H8ZM33 219H31V220H29V221H32ZM42 220V219H41ZM122 220V219H121ZM137 220H139L138 218H137ZM141 220H145V218H143V219H141ZM150 220V222H152L151 221V219H149ZM4 221V220H3ZM6 221V220H5ZM13 221V220H12ZM36 221H38V220H36ZM35 221V222H36ZM45 223H46V221H45V219L43 220ZM43 221H41L42 223H43ZM49 221H50V219H49ZM51 221H53V220H51ZM83 221V220H82ZM136 221V220H135ZM19 222V221H18ZM28 222V221H27ZM55 222V221H54ZM53 222V223H54ZM144 222H146V221H143V223ZM216 222V221H215ZM218 222V221H217ZM37 223V222H36ZM35 223V224H36ZM39 223V222H38ZM41 223V224H42ZM45 223H43V224H45ZM50 223V222H49ZM53 223H52V225H53ZM73 223H74V221H73ZM72 223V224H73ZM80 223V222H79ZM147 223V222H146ZM149 223V222H148ZM1 224V223H0ZM9 224H11V223H9ZM13 224V223H12ZM33 224V223H32ZM136 224H137V228H139V229H141L142 230V227H141V224H142V222L140 221V222H138V221H136ZM259 224V223H258ZM30 225H31V223H30ZM38 225V224H37ZM39 225H40V223H39ZM38 225V226H39ZM49 225V224H48ZM51 225V224H50ZM51 225V226H52ZM78 225V224H77ZM76 225V226H77ZM5 226V225H4ZM32 226V225H31ZM74 226V225H73ZM73 226L71 227V229L73 228ZM147 226V225H146ZM174 226V225H173ZM177 226V225H176ZM29 227V226H28ZM56 227H58V224H57V226ZM59 227H61V226H59ZM148 227V226H147ZM151 227V226H150ZM179 227V226H178ZM261 227V226H260ZM1 228H2V226H1ZM44 228H45V226H44ZM47 228V227H46ZM45 228V231L47 230ZM65 228V227H64ZM144 228V227H143ZM258 228H259V226H258ZM41 229V228H40ZM58 229V228H57ZM56 229V230H57ZM59 229H61V228H59ZM58 229V230H59ZM214 229V230H213ZM55 230V229H54ZM110 230V229H109ZM179 230H181V228L179 229ZM47 231H50V229H48ZM46 231V233H48ZM72 231V230H71ZM101 231V230H100ZM104 231V230H103ZM107 231V230H106ZM114 231H115V229H114ZM120 231V230H119ZM137 231H138V229H137ZM136 231V232H137ZM178 231V230H177ZM55 232H58V231H55ZM55 232L53 231V232H49L50 234H51V239L53 238V239H60V233L58 234V236H56V234H55ZM59 232H61L60 230H59ZM62 232H63V230H62ZM70 232V231H69ZM116 232H118V230H116ZM123 232V231H122ZM174 232V231H173ZM180 232V231H179ZM178 232V233H179ZM182 232V231H181ZM45 233V232H44ZM43 233V234H44ZM110 233H111V231H110ZM113 233V232H112ZM138 233V235H136L135 236V238H133L132 237V241L131 242H129L130 244L132 243V246H136L137 247V245H139L138 243L140 242V230H139V232H137ZM62 234V233H61ZM96 234V233H95ZM142 234V233H141ZM157 234H159V233H157ZM46 235V234H45ZM44 235V236H45ZM49 235V234H48ZM67 235V234H66ZM98 235V234H97ZM110 235V234H109ZM116 235H118V234H116L115 233V236ZM160 235V234H159ZM61 236H63V234L61 235ZM114 236V237H115ZM120 235H118V237H119ZM126 236V235H125ZM146 236V235H145ZM65 237V236H64ZM92 237V238H91ZM90 238L93 240L94 238L95 239H97L98 237H100V234L98 235V237L97 236H91ZM97 237V238H96ZM182 237H183V234H182ZM222 237V238H221ZM131 238V237H130ZM145 238V237H144ZM180 238V237H179ZM186 238V237H185ZM63 239V238H62ZM90 239V240H91ZM166 239V238H165ZM184 239V238H183ZM6 240V239H5ZM50 240V239H49ZM89 240V239H88ZM124 240V237H122V236H120V238H119V240H118V242L120 241V242H122ZM180 240V239H179ZM109 241V240H108ZM128 241V240H127ZM142 241V240H141ZM196 241V240H195ZM54 242V241H53ZM117 242V241H116ZM117 242V243H118ZM20 243V242H19ZM51 243H52V241H51ZM59 243H61V242H59ZM150 242H148V244H149ZM21 244V243H20ZM129 244V245H130ZM142 244H143V242H142ZM146 244V243H145ZM178 244V243H177ZM108 245H110V243L108 244ZM116 245V244H115ZM118 245V244H117ZM116 245V246H117ZM141 245V244H140ZM139 245V246H140ZM161 245V244H160ZM120 246V245H119ZM146 246V245H145ZM163 246V245H162ZM181 246V245H180ZM183 246V245H182ZM112 247H113V244H112ZM118 247V246H117ZM129 248H130V246H128ZM136 247H135V249H136ZM224 247V246H223ZM104 248V247H103ZM120 248H122V247H120ZM124 248V247H123ZM133 248V247H132ZM146 248V247H145ZM166 248V247H165ZM126 249V248H125ZM134 249V250H135ZM139 249H141V248H139ZM144 249V248H143ZM120 250V249H119ZM130 250V249H129ZM210 250V251H209ZM214 250V251H213ZM112 251H113V249H112ZM158 251H159V249H158ZM158 251H156V252H158ZM171 251V250H170ZM209 251V252H208ZM211 251H213V253H211ZM91 252V251H90ZM99 252V251H98ZM110 252V251H109ZM108 252V253H109ZM119 252V251H118ZM126 252H127V250H126ZM130 252V251H129ZM128 252V253H129ZM146 252V251H145ZM151 252H152V250H151ZM160 252V251H159ZM158 252V253H159ZM208 252V253H207ZM226 252V251H225ZM30 253V252H29ZM117 253V252H116ZM115 253V255H113V257L114 256H116L117 254ZM137 253V252H136ZM142 253V252H141ZM140 253V254H141ZM157 253V254H158ZM178 253V254H177ZM210 253V254H209ZM23 254V253H22ZM87 254V253H86ZM131 254V253H130ZM129 254V255H130ZM142 254H144V253H142ZM148 254V253H147ZM163 254V253H162ZM213 254V255H212ZM228 254V253H227ZM88 255V254H87ZM123 255V254H122ZM131 255H133V256H130V258L131 257H133V258H135V257H138V256H135V255H137V254H131ZM206 255H208V256H206ZM30 256V255H29ZM85 256V255H84ZM105 256V255H104ZM124 256V255H123ZM123 256H121V257H123ZM142 256V255H141ZM112 256H111V258H113ZM120 257V256H119ZM126 257V256H125ZM128 257V256H127ZM167 257H169V255L167 256ZM224 257V256H223ZM105 258H107V257H105ZM114 258H116V257H114ZM129 258V257H128ZM129 258V259H130ZM138 258H140V255H139V257ZM145 259H147V258H145ZM153 259V258H152ZM164 259V258H163ZM79 260V259H78ZM109 260V259H108ZM115 260H117V259H115ZM128 260V259H127ZM133 260V259H132ZM142 260V259H141ZM151 260V259H150ZM169 260V259H168ZM227 260V259H226ZM35 261V260H34ZM131 261V260H130ZM134 261V260H133ZM147 261V260H146ZM263 261V260H262ZM21 262V261H20ZM24 262H25V260H24ZM125 262V261H124ZM135 262V261H134ZM140 262V261H139ZM137 263L136 262V264H140V263ZM149 262H151V261H149ZM252 262V261H251ZM74 263V262H73ZM104 264H105V262H103ZM106 263H108V264H110L109 262H106ZM131 263V262H130ZM253 263V262H252ZM81 264H82V261H81ZM100 264V263H99ZM128 264V263H127ZM132 264V263H131ZM142 264V263H141ZM144 264V263H143ZM148 264V263H147ZM153 264H154V262H153ZM164 264H167L166 263V260H165V263ZM227 264V263H226Z\"/></svg>", "mask_w": 264, "mask_h": 264}]
</instances>
